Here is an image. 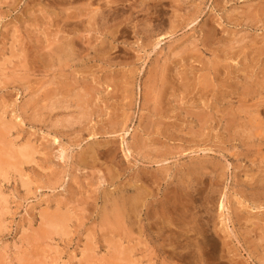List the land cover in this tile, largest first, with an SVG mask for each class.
<instances>
[{"label": "rangeland", "instance_id": "obj_1", "mask_svg": "<svg viewBox=\"0 0 264 264\" xmlns=\"http://www.w3.org/2000/svg\"><path fill=\"white\" fill-rule=\"evenodd\" d=\"M0 152V264H264V0H0Z\"/></svg>", "mask_w": 264, "mask_h": 264}, {"label": "bare ground", "instance_id": "obj_2", "mask_svg": "<svg viewBox=\"0 0 264 264\" xmlns=\"http://www.w3.org/2000/svg\"><path fill=\"white\" fill-rule=\"evenodd\" d=\"M97 10V9H96ZM102 10V9H101ZM111 13H117V11L116 10H112V11H110ZM133 12V11H132ZM101 13H103V12H101ZM110 15V14H109ZM29 147V146H28ZM25 148V147H24ZM26 149V148H25ZM19 150V149H18ZM28 150H30V148L29 149H27V150H24L23 148H22V150L20 149V153H21V151H23V155H21L22 156V158L23 157H26V156H28V154H29V156H30V153H29V151ZM31 151V150H30ZM33 151V150H32ZM32 151H31V153H32ZM16 152V151H15ZM19 152V151H18ZM0 153H2V152H0ZM3 154V153H2ZM8 154H10V153H8ZM12 154H14V153H12ZM20 155V154H19ZM25 155V156H24ZM32 155V154H31ZM0 156H2V155H0ZM8 156H10V155H8ZM5 157V156H4ZM11 157H13L12 155H11ZM1 158V157H0ZM15 158L17 159V157L15 156ZM27 158V157H26ZM59 158H61V159H63V158H65V151L61 148L60 150H59ZM13 158H11V160H12ZM5 160V159H4ZM8 160V159H7ZM10 160V162L9 163H12L13 164V162ZM23 160V159H22ZM6 161V160H5ZM21 162V161H20ZM20 162H18V163H20ZM1 163V162H0ZM7 163V162H6ZM16 165H17V163H15ZM0 165H2V164H0ZM14 165V164H13ZM3 167V166H2ZM9 169H10V167H9ZM17 170V169H16ZM141 178V177H140ZM139 177H138V179H140ZM141 186V185H140ZM144 187V186H143ZM141 188V187H140ZM146 190V189H145ZM144 191V190H143ZM141 192H142V189H141ZM140 191H139V195L141 194H143L144 192H142L141 193ZM173 192V191H172ZM174 193H176L175 191H174ZM138 194V193H137ZM177 194H178V192H177ZM144 195H145V193H144ZM135 196V195H134ZM146 196V195H145ZM147 196H148V194H147ZM146 196V197H147ZM175 196V195H174ZM178 196V195H177ZM176 196V197H177ZM136 198V197H135ZM179 198V197H178ZM134 199V198H133ZM139 198H138V196H137V198H136V200H138ZM145 199V198H144ZM141 200L143 201V199H142V196H141ZM176 200V199H175ZM130 201H131V199H130ZM139 201V200H138ZM174 201V200H173ZM178 201H179V199H178ZM177 201V202H178ZM140 202V201H139ZM138 202V203H139ZM145 202V201H144ZM149 203V202H148ZM153 203V202H152ZM179 203V202H178ZM183 203V202H182ZM129 204H131V203H129ZM128 204V205H129ZM137 204V203H136ZM173 204V203H172ZM174 204H175V202H174ZM139 205V204H138ZM164 205V204H163ZM160 206V205H159ZM160 207H162V206H160ZM178 207V206H177ZM124 208V207H123ZM139 208V207H138ZM221 209H223L224 207H223V203L221 204V207H220ZM162 209H163V207H162ZM162 209H160V210H162ZM134 211V209H131V208H129V211H128V213L129 212H131V211ZM138 210V209H137ZM137 210L135 209V213H137ZM159 210V211H160ZM120 211V210H119ZM118 212V211H117ZM165 212V211H164ZM164 212H162V213H164ZM116 213V212H115ZM119 213V212H118ZM122 213V212H121ZM123 213H124V211H123ZM128 213H127V215H128ZM134 213V214H135ZM141 213V212H140ZM147 215H149L148 213H147ZM161 215V214H160ZM51 216H53V217H55L54 215H51L50 214V216L49 217H51ZM121 216V215H120ZM120 216H118V217H120ZM124 216V215H123ZM123 216H122V218H123ZM155 216V215H154ZM153 216V217H154ZM52 217V218H53ZM66 217V216H65ZM65 217H63V215H61L60 217H57V218H54V220L56 221H53V219L52 218H49V219H51V222L53 221L54 223H56V225H58V229L60 230L61 229V227L63 226V228L60 230L61 231V233H62V230L64 231L65 229V226H66V224H67V222H65L66 224H64V221L66 220V218ZM151 217V216H150ZM161 217V216H160ZM46 218V217H45ZM48 218V217H47ZM163 218H165L164 216H163ZM125 219V218H124ZM47 222H46V224H48L49 223V221L47 220V219H45ZM161 220V219H160ZM166 220H167V218H166ZM119 221V220H118ZM129 221H130V219H129ZM145 221V220H144ZM165 222V221H164ZM167 222H169V221H167ZM65 226H64V225ZM171 224V223H170ZM49 225V224H48ZM56 225L54 224V226L56 227ZM152 225H154V223L152 224ZM156 225V224H155ZM154 225V226H155ZM163 225V224H162ZM49 226H51V225H49ZM182 226V225H181ZM67 227V226H66ZM163 227V226H162ZM168 227H170V226H168ZM180 227V226H179ZM56 228V229H57ZM156 228H158V227H156ZM166 229V228H165ZM176 229V228H175ZM158 230V229H157ZM184 230V229H183ZM47 232V231H46ZM190 232V231H189ZM64 233H65V231H64ZM158 233V232H157ZM161 233H163L162 232V230H161ZM160 233V234H161ZM156 234V233H155ZM175 234V233H174ZM179 234H182V233H180L179 232ZM182 236H183V234H182ZM185 237V236H184ZM186 237H187V235H186ZM167 238V237H166ZM176 238V237H175ZM180 238H182V237H179V239ZM171 239V238H170ZM186 239V238H185ZM189 239H192L191 237L189 238ZM178 240V239H177ZM188 240V239H187ZM170 241V240H169ZM164 242V241H163ZM173 242V241H172ZM179 242V241H178ZM165 243V242H164ZM187 243V242H186ZM177 244V243H176ZM166 246V245H165ZM171 253V252H170ZM131 258H132V256H131ZM132 262V261H131Z\"/></svg>", "mask_w": 264, "mask_h": 264}]
</instances>
